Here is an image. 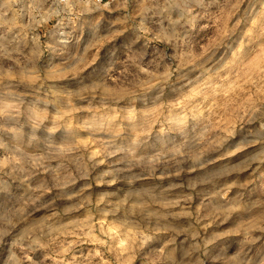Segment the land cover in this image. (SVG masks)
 Segmentation results:
<instances>
[{"label": "rangeland", "instance_id": "1", "mask_svg": "<svg viewBox=\"0 0 264 264\" xmlns=\"http://www.w3.org/2000/svg\"><path fill=\"white\" fill-rule=\"evenodd\" d=\"M0 264H264V0H0Z\"/></svg>", "mask_w": 264, "mask_h": 264}, {"label": "built area", "instance_id": "2", "mask_svg": "<svg viewBox=\"0 0 264 264\" xmlns=\"http://www.w3.org/2000/svg\"><path fill=\"white\" fill-rule=\"evenodd\" d=\"M58 2H61V3H68V2H85V3H110V2H113L115 0H57Z\"/></svg>", "mask_w": 264, "mask_h": 264}]
</instances>
